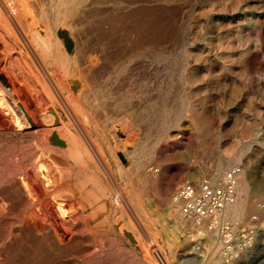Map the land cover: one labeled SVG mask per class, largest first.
Segmentation results:
<instances>
[{
  "label": "rangeland",
  "instance_id": "1",
  "mask_svg": "<svg viewBox=\"0 0 264 264\" xmlns=\"http://www.w3.org/2000/svg\"><path fill=\"white\" fill-rule=\"evenodd\" d=\"M85 3H88L87 5L90 3V5L85 7V4L82 13L84 20V22L82 20V33L84 34H81L83 42L82 50L84 49L86 52L88 48L87 52L89 51L88 54L91 53L90 55L93 58L94 66L92 65L90 67L92 68L91 70L88 68V70L86 69V71L84 70V72L81 73L84 77L88 76L87 78L85 77L82 79L83 77L81 76L79 79H74L77 77L74 76L72 79L75 83L72 82V85L75 86L77 91L81 89L82 92H85L83 97H80L84 103H89L91 101L90 103L99 107V116H97L96 121L99 120L98 125L100 127L105 125L102 127L103 134L100 132L98 133V128H94L90 124L86 125V129L90 134V140L95 141H92L94 146L96 144L99 146L100 143L99 147L95 146V149H99L100 151H95H98L97 153L100 152V155L106 160L108 171L97 161L95 156L97 153L91 148L89 141L82 140L80 143H85L86 147L84 144H82V146L85 150L87 148L86 151L77 150V152L83 153L80 158V160L84 162H81L82 165H79L74 160L73 156L75 154L70 155V158L66 160L64 157L61 158L63 155L61 156L58 151L54 152L55 154L53 153L55 160L57 159V164L55 163L56 165L53 164L51 167L47 166L48 169L51 168L52 172L50 169H47V171L49 174L51 173V178L54 175H56V177L54 176V178L50 179L52 184L48 183V185L43 179H40L39 183L42 190L45 187L50 188H45L46 190L42 191V195L35 196L36 198L33 197L31 199L29 196H26L27 200H25L24 196L27 194L23 191L21 185L16 182V184H18L15 186L18 188L19 192L21 191V195L13 198L14 200H0V204L3 203V205H0L2 206L0 207V230L2 233L5 232L4 234H6H3V237L0 238V264H28V262L29 264H43V262L44 264H82V262H84L83 264H87L88 262L91 264H264V0H85ZM91 5L93 6L91 7ZM95 6L98 7L97 10ZM101 9L102 13L100 12ZM106 10L109 11V13ZM115 12L117 13L115 14ZM94 13L95 15H93ZM113 20L116 21L113 22ZM123 20H125V22ZM106 26L109 27L107 28ZM110 28L114 30L112 31ZM96 29L98 32L95 33V31H97ZM115 30L118 33L115 32ZM110 32L115 39L117 38L118 41L116 40V43H119V45H115V51L117 52L115 57L116 69L101 73V70H99L101 63L97 55L100 44L99 40L102 34H107L108 36ZM142 33H145V36L139 35ZM90 35L92 36L90 37ZM123 36H127L128 38H124ZM137 37L140 39H136ZM84 39H86V41ZM141 39L150 40L151 43H147V41L142 42ZM86 42L89 43L86 44ZM136 42L138 44H136ZM156 42L157 44H154ZM139 43L142 44V46H139ZM94 45L97 47H94ZM96 48H98L97 51ZM92 49L94 50L91 51ZM142 52L145 53L143 54ZM158 53H161L162 56H159ZM142 54L143 56L141 58ZM158 56L159 58H157ZM138 58L140 60H138ZM119 61H122V63ZM96 72L100 75H104L106 78L96 75ZM186 73L192 74L195 80L194 83L191 84L188 81V83L186 82ZM108 77L112 78L108 79ZM90 78L91 81H89ZM92 81L98 83H93ZM99 84H101V86ZM89 85L91 87H89ZM96 86H100V89ZM105 86L109 87L107 88ZM102 87L103 89L105 87V89L103 90ZM97 88L99 90H96ZM119 88L120 91L118 90ZM108 90L111 91V93ZM121 92H124V94ZM91 93L92 95H88ZM104 95L106 97L102 99ZM93 96L95 102H93ZM89 97L90 99H87ZM195 97H201L199 107H201L200 110L203 113L202 117L206 118L204 121L205 125L197 120L193 113V106H188V103H186L192 100L195 101ZM112 98L114 100H112ZM117 98L122 100L120 101ZM99 103L100 105H97ZM101 103L103 104L101 105ZM111 105L114 106L115 117L111 118L113 124L111 121V124L107 126L105 113H107V109L110 108ZM184 105L187 106V109L183 107ZM154 109L157 111V115H155L156 111H154ZM117 111L118 113L116 114L115 112ZM126 112H128V114ZM141 112L143 113V117L146 115L144 120L141 116ZM161 112L163 115H159ZM119 113H121L122 116ZM129 115H131V117ZM153 115L158 119H154ZM78 116L82 119L81 115ZM132 119H134L133 122H131ZM173 120H175V122ZM114 121H116V123ZM103 122H105V124H102ZM207 123L210 124L207 125ZM69 126L72 131H75V129L78 131L72 118ZM112 127H114V129ZM207 127L210 128V132L208 133L204 129H207ZM236 131L237 133H235ZM109 133L110 135L112 134V136L109 135L110 137L107 139V134ZM232 134H234L235 138ZM218 135H221V138L216 137ZM114 136L115 138H113ZM249 137L251 138L250 140L248 139ZM103 138H105V141ZM116 138L118 141H116ZM231 139H233V142L236 140H239L240 143L242 142V151H240V153H236V151L230 152L228 156L230 161L223 166L222 171L216 178H212L210 170L213 165L214 155L219 148L222 146L226 147ZM141 140L144 143L141 142ZM106 141H110L113 147L115 146L114 148L116 152L118 151L117 153L120 157L119 161H115L112 158L106 146ZM150 141L151 143H149ZM243 141L245 142L244 144ZM155 142H157V144ZM121 143H123V146ZM232 143L230 142L229 144ZM229 144L227 146H229ZM137 146H139V149L141 146L142 149L144 148L145 150H139ZM150 148H152V151H150ZM147 150H149L150 153ZM126 151H132L133 154L135 152L134 155H136L139 160L142 159L141 163H138L135 168L131 170H129L131 166V164H129L130 161L125 156ZM141 151L142 153H140ZM89 153L95 154L90 155ZM138 153H140V155H138ZM57 165L59 171H61V169H66V166L71 170L66 169L61 171L64 173H55L58 171L56 168ZM140 165H143L142 168ZM235 165H239L242 168L238 181L240 194L237 197L238 201L241 198L243 200L246 199L244 200L245 207L241 213L242 215L240 214L241 216L239 215L234 221L231 216L229 217L227 214L225 216L237 234L240 232V229H248L254 233V237L250 239V244L252 246L250 249L246 250L234 249V247H242V244L245 243L242 237L234 235L230 242H219L217 239V232L214 233L207 228H200L196 226L194 222L183 221L180 215L176 213L175 209L169 207V205L172 204L171 198L174 199V192L180 184L188 180H198L200 178H208L212 183H217L222 178L224 172ZM75 167H77V169ZM100 167L103 169H100ZM122 168H124L125 172L122 171ZM66 171L70 173L67 172L68 174L65 175ZM107 172L110 174L108 175ZM121 172L126 175H123ZM188 173H191V176H189ZM101 174H103V176L105 175L106 178ZM78 177L81 181H77ZM119 177L121 180H119ZM127 177L131 179H127ZM56 178L59 179L56 180ZM149 179L151 184L149 183ZM41 180H43V182H41ZM104 180H106L107 183ZM113 180L116 181L115 183H119V191L121 187L122 192L120 191L119 197H122L123 193L126 198L128 197L127 199L131 203L133 212L130 210L128 212L123 206L122 201L117 197L118 195L115 194L118 192L114 189L116 187L113 188V186L116 185L112 183L114 182ZM130 180L131 184L128 183ZM66 181L69 183L67 184ZM71 182H75L76 185ZM134 182L135 184H133ZM143 182H145L144 185ZM45 184L47 186H45ZM132 184L135 188L131 186ZM244 184L246 186L245 192L241 190ZM63 186L64 188H68H65V191H69V193L63 192ZM124 186H126L125 188L127 190L124 189ZM54 188L57 189L58 192L60 191V194L63 192L64 196L63 194L60 195L58 192L57 193L64 201L58 197V194L57 196L55 193V195L52 194L57 191H53ZM59 188H62V192ZM130 189H133L134 192ZM113 191H115V193ZM94 192L95 194H93ZM65 194L68 195L67 198H65ZM81 194L86 200L81 197ZM51 195H53V197H51ZM134 195H137V197ZM52 198H54V200ZM15 199H17V202ZM160 199H162V201ZM49 200L53 201L54 204L56 202L59 206L61 205V208L64 210L68 208L67 211L64 212V215H59V208L57 209L58 205L56 206V204L54 205L51 202L53 209L55 210L56 208L55 212L58 214L57 222L59 223H57L56 226L51 221L45 206L46 201L50 202ZM92 200L93 202H91ZM60 201L63 203L61 202L59 204ZM114 201L120 202L122 205L121 208L119 207L120 203L119 205L118 203L114 204ZM87 202H89L90 205H88ZM99 203L103 205L100 207L98 205ZM37 204L39 205L37 206ZM18 207L19 209H17ZM26 207H28V210ZM101 208L104 209L101 211ZM123 208L125 211L122 210ZM7 210L8 212H6ZM40 210H42L43 213ZM88 210L91 213H88ZM91 210L94 211L92 212ZM172 210L174 212H172ZM1 211L3 212L1 213ZM12 213H15V215ZM115 214H117L118 218ZM133 214H135V216ZM84 216L86 219H84ZM113 216H115V218H113ZM44 219L48 221H44ZM139 219L144 227L139 226ZM79 220L81 223H84L81 224ZM6 222L9 223V225H6ZM87 225L88 227H86ZM135 225L137 226L135 227ZM67 227H69V230ZM35 229L38 230L36 231ZM65 231L69 232V234ZM58 235L59 237H57ZM9 244L10 246H8ZM124 245L128 247L126 248ZM12 246H14V248ZM124 251L127 255L130 252V256H127ZM12 253L13 255H11ZM91 259L92 262L89 261ZM93 259L96 261H93ZM86 260H88V262Z\"/></svg>",
  "mask_w": 264,
  "mask_h": 264
},
{
  "label": "bare ground",
  "instance_id": "2",
  "mask_svg": "<svg viewBox=\"0 0 264 264\" xmlns=\"http://www.w3.org/2000/svg\"><path fill=\"white\" fill-rule=\"evenodd\" d=\"M89 2V1H88ZM100 3V2H98ZM85 0H0V200L1 199H13L16 198L17 196L21 195L18 188L15 186L18 183L21 185V187L23 188V191L27 194L25 195V200H27L26 196H29L30 199L35 197V196H39L42 195V191L46 190V189H50V188H46L45 186L48 185V183L50 184V179L54 178V176L56 177V175L53 176L52 174V178H51V173L49 174V172L47 171V166L51 167V165H56L57 163V159L55 160L53 153L58 151L61 154V158L64 157V159L67 160V158H70V155H74L73 158L74 160L79 164L82 165L81 162H83V160H80L81 158V154H83L82 152H77V150H81L84 151L85 148L82 146V144L85 145V143H80L82 142V140H86L89 141V145L91 146V148L95 151V150H99V149H95L98 144H96L94 146L93 142L94 140H90V134L86 129V125H92L94 128H98V133L100 132L101 134H103L102 131V127L105 126L102 124H105V122H103L101 124L102 127H100L98 125V121H96L97 116H99V107L98 106H94L92 103H84L80 97H83V94L85 93L84 91L82 92V90H76L75 86L72 85V82L75 83L73 81V77L77 76L74 79H79L82 75L81 73L84 72V70L86 71V69L88 70V68H90L93 65V58L89 53V51L86 52L83 49V42H82V36L81 34L83 32V11H84V5H85ZM88 4V3H87ZM85 5L89 6V5ZM109 5V4H108ZM107 5V6H108ZM93 5H91L92 7ZM96 7V6H95ZM103 7V6H102ZM98 7H96L97 10ZM101 8V7H100ZM110 8V7H109ZM89 9V8H88ZM91 9V8H90ZM94 9V8H92ZM87 10V9H86ZM88 11V10H87ZM91 11V10H90ZM95 11V10H94ZM107 11V10H106ZM92 12V11H91ZM98 12V11H97ZM100 12L102 13V9L100 10ZM99 12V13H100ZM105 12V11H104ZM109 13V11H107ZM96 13V12H95ZM95 13L93 15H95ZM117 12H115L116 14ZM88 14V13H86ZM103 15V14H102ZM101 15V16H102ZM106 15V14H105ZM117 16V15H116ZM115 16V18H116ZM107 17V16H106ZM105 17V18H106ZM111 17V16H110ZM109 17V20H110ZM118 17V16H117ZM98 18V17H97ZM103 18V17H102ZM94 19V18H93ZM108 19V18H106ZM124 19V18H123ZM86 20V19H85ZM102 21V20H101ZM104 21V19H103ZM116 20H113V22ZM119 21V20H118ZM125 22V20H123ZM122 21V22H123ZM84 22V20H83ZM94 22V21H93ZM98 22V21H95ZM149 22V21H148ZM100 23V22H99ZM108 23V22H107ZM118 23V22H117ZM88 24V23H87ZM94 24V23H93ZM98 24V23H96ZM104 24V23H103ZM106 24V23H105ZM117 25V24H116ZM126 25V24H125ZM129 25V24H128ZM134 25V24H132ZM85 26V24H84ZM92 26V25H91ZM96 26V25H95ZM98 27H100L99 25H97ZM112 26V24H111ZM120 26V25H119ZM87 27V26H86ZM88 27L90 28L89 24ZM102 27V26H101ZM105 27V26H104ZM107 28L109 26H106ZM117 27V26H116ZM122 27V26H121ZM124 27V26H123ZM85 28V27H84ZM94 28V27H93ZM131 28V26H130ZM129 28V29H130ZM106 29V28H105ZM112 31L114 29L110 28ZM128 29V28H127ZM126 29V30H127ZM145 29V28H144ZM95 30V29H94ZM97 30V29H96ZM117 30V28H116ZM115 30V32H117ZM133 30V28H132ZM86 31V30H85ZM102 31V29H101ZM111 31V32H112ZM123 31V30H122ZM125 31V30H124ZM129 31V30H128ZM160 31V30H158ZM93 32V31H92ZM98 32L95 31V33ZM109 33V35L107 36V34H102V36L100 37V44H99V50L98 48H96V51L98 50V57H99V61H100V69L101 73H106L112 70L116 69V60L115 57L117 55V52L115 51V45L119 43H116L117 38L115 39V37L112 35V33ZM142 32V31H139ZM138 32V33H139ZM145 32V30H144ZM101 33V32H100ZM104 33V32H103ZM108 33V31H107ZM118 33V32H117ZM130 33V32H129ZM128 33V34H129ZM150 33V32H149ZM94 34V33H93ZM147 34V33H146ZM157 34V33H156ZM126 35V34H125ZM139 35H144L145 33L139 34ZM148 35V34H147ZM158 35V34H157ZM85 36V35H84ZM92 35H90L91 37ZM155 36V35H154ZM94 37V36H93ZM97 37V36H96ZM124 37V36H123ZM127 37V36H125ZM124 37V38H125ZM150 37V36H149ZM153 37V36H152ZM87 38V37H86ZM128 38V37H127ZM145 38V37H144ZM167 38V37H166ZM88 39V38H87ZM121 39V38H120ZM136 39H140V38H136ZM143 39V38H142ZM141 39V40H142ZM151 39V38H150ZM160 39V38H159ZM86 41V39H84ZM93 40V39H92ZM97 40V39H96ZM134 40V39H133ZM140 40V41H141ZM152 40V39H151ZM163 40V39H162ZM166 40V39H165ZM118 41V40H117ZM147 43H151L150 40H142V42H146ZM161 41V40H160ZM121 42V41H120ZM134 42V41H133ZM162 42V41H161ZM165 42V41H164ZM85 43V42H84ZM89 42H86V44ZM135 43V42H134ZM141 43V42H140ZM139 43V44H140ZM159 43V42H158ZM136 44H138L136 42ZM135 44V45H136ZM154 44H157L154 43ZM90 45V44H89ZM98 45V44H97ZM86 46V45H84ZM88 46V45H87ZM91 46V45H90ZM96 45H94L95 47ZM139 46H142V44H140ZM93 47V48H94ZM97 47V46H96ZM85 48V47H84ZM135 48V47H134ZM139 48V47H138ZM90 49V48H89ZM118 49V48H117ZM116 49V50H117ZM94 49H92L91 51H93ZM123 50V49H122ZM139 50V49H138ZM137 50V51H138ZM141 50V47H140ZM118 51V50H117ZM151 51V50H150ZM156 51V50H155ZM161 51V50H160ZM168 51V50H167ZM139 52V51H138ZM141 52V51H140ZM121 53V52H119ZM127 53V52H126ZM131 53V52H130ZM143 53V52H142ZM145 53V52H144ZM143 53V54H144ZM133 54V53H132ZM136 54V53H135ZM143 54L141 55V58L143 56ZM153 54V53H152ZM159 56H162L161 53H158ZM125 55V54H124ZM128 55V53H127ZM166 55V54H165ZM164 55V56H165ZM189 55V54H188ZM137 56V55H136ZM135 56V57H136ZM154 56V55H153ZM159 56L157 58H159ZM147 57V56H145ZM140 58V57H139ZM138 58V60H140ZM133 59V57H132ZM119 60V59H118ZM127 60V59H126ZM145 60V59H144ZM176 60V59H175ZM128 61V60H127ZM134 61V60H133ZM98 62V61H97ZM120 62V61H119ZM125 62V61H123ZM140 62V61H139ZM145 62V61H144ZM176 62V61H175ZM96 63V62H95ZM99 63V62H98ZM122 63V61L120 62ZM136 63V62H135ZM128 64V63H127ZM141 64V63H140ZM156 64V63H155ZM97 65V64H96ZM122 65V64H121ZM146 65V64H145ZM94 66V65H93ZM126 66V65H125ZM144 66V64H143ZM177 66V65H176ZM119 67V66H118ZM173 67V66H172ZM138 68V67H137ZM92 68H90L91 70ZM119 69V68H118ZM117 69V70H118ZM97 70V69H96ZM93 72V71H92ZM123 72V71H122ZM94 73V72H93ZM115 73V71H114ZM113 73V74H114ZM112 74V75H113ZM187 74V73H186ZM185 74V75H186ZM86 75V74H84ZM93 75V74H91ZM96 75H100L96 72ZM125 75V74H124ZM101 77L104 75H100ZM111 76V75H110ZM115 76V74H114ZM84 79L85 77L82 76ZM88 77V76H87ZM86 77V78H87ZM90 77V76H89ZM99 77V76H98ZM105 77V76H104ZM184 77V75H183ZM186 78V82L188 81L189 83H194L195 80L192 76V74H187L185 76ZM106 78V77H105ZM112 78V77H110ZM108 77V79H110ZM94 79V78H93ZM102 79V78H101ZM107 80V79H106ZM119 80V78H118ZM78 81V80H77ZM86 81V80H83ZM91 81V78L90 80ZM113 81V80H112ZM81 82V81H80ZM93 82V81H92ZM96 82V81H95ZM93 82V83H95ZM101 82V81H99ZM103 82V81H102ZM114 82V81H113ZM187 82V83H188ZM77 83V82H76ZM89 83V82H87ZM85 83V84H87ZM98 83V82H96ZM110 83V82H109ZM108 83V84H109ZM197 84V83H196ZM94 85V84H93ZM101 86V84H99ZM105 85V84H104ZM107 85V84H106ZM124 85V84H123ZM88 86V85H87ZM100 86H96V87H100ZM80 87V86H77ZM89 87H91L89 85ZM94 87V86H93ZM105 87H109V86H105ZM104 87V89H105ZM115 87V86H114ZM113 87V88H114ZM96 90H99V89ZM118 88V87H116ZM103 89V87H102ZM103 89V90H104ZM120 91V88L118 89ZM86 91V90H85ZM109 91V90H108ZM122 91V90H121ZM88 92V90H87ZM106 92V91H104ZM111 93V91H109ZM93 93V92H92ZM88 94V95H92ZM122 93V92H121ZM100 94V93H98ZM106 94V93H105ZM120 94V93H119ZM124 94V92L122 93ZM101 95V94H100ZM117 95V94H116ZM138 95V94H137ZM195 95V93H194ZM196 96V95H195ZM92 97V96H91ZM105 95L104 98L105 99ZM108 97V96H107ZM115 97V96H114ZM121 97V96H119ZM125 97V95H124ZM123 97V98H124ZM94 98V96H93ZM92 98V100H93ZM101 98V96H100ZM110 98V96H109ZM108 98V100H109ZM116 98V97H115ZM129 98V97H127ZM196 98V97H195ZM199 98V99H197ZM195 101H191V102H186L188 103V106H193V113L195 114L196 118L198 121H200L201 123H204L206 118H203V113L201 112L199 105L201 103V97H197ZM87 99H90L87 98ZM85 99V100H87ZM119 99V98H117ZM116 99V100H117ZM191 99V98H190ZM112 100H114L112 98ZM120 100V99H119ZM118 100V101H119ZM122 100V99H121ZM120 100V101H121ZM126 100V99H125ZM189 100V99H188ZM98 101V100H96ZM107 101V100H105ZM111 101V100H110ZM117 101V102H118ZM95 102V98L94 101ZM128 102V101H127ZM97 103V102H96ZM105 103V102H104ZM114 103V102H113ZM103 103H101L102 105ZM106 104V103H105ZM110 104V103H109ZM97 105H100L97 104ZM115 105V104H114ZM135 105V104H134ZM105 106V105H104ZM117 106V105H115ZM124 106V105H122ZM107 107V105H106ZM109 107V106H108ZM183 107H187V106H183ZM102 108V107H101ZM119 108V107H118ZM125 108V107H124ZM157 108V107H156ZM184 108V109H185ZM189 108V107H188ZM191 108V109H192ZM116 109V108H115ZM123 109V108H121ZM129 109V108H128ZM161 109V108H160ZM164 109V108H163ZM183 109V110H184ZM187 109V108H186ZM105 110V109H104ZM149 110V109H148ZM158 110V108H157ZM190 110V109H189ZM120 111V109H119ZM154 111H156L154 109ZM164 111V110H163ZM168 111V110H167ZM166 111V112H167ZM129 112V111H128ZM128 112H126L128 114ZM160 112V111H159ZM205 112V111H204ZM102 113V111H101ZM105 113V112H104ZM103 113V114H104ZM116 114L118 113L115 112ZM142 113V112H141ZM98 114V115H97ZM106 114V115H105ZM105 118L107 119V126H109L111 124V118L115 117L114 116V106H110V108L107 109V113H105ZM121 115V113H119ZM150 114V113H148ZM152 114V113H151ZM157 111L156 114L157 115ZM167 114V113H166ZM169 114V113H168ZM78 115L82 116V119L79 118ZM102 115V114H101ZM159 115H163L162 112ZM117 116V115H116ZM119 116V115H118ZM122 116V115H121ZM131 117V115H129ZM141 116L143 117V113L141 114ZM140 116V117H141ZM146 116V115H145ZM144 116V117H145ZM154 116V115H153ZM167 116V115H166ZM102 117V116H101ZM127 117V116H126ZM143 117V120H144ZM149 117V115H148ZM156 116H154V119H158L155 118ZM159 117V116H158ZM164 117V116H163ZM71 118L73 120V123H75V126L77 127L78 131L75 129V131H72V129H70L69 123L71 122ZM119 118V117H117ZM125 118V117H123ZM122 118V119H123ZM147 118V117H146ZM151 118V117H150ZM148 118V119H150ZM153 118V117H152ZM100 119V118H99ZM115 119V118H114ZM121 119V118H120ZM127 119V118H126ZM142 119V118H141ZM116 120V119H115ZM124 120V119H123ZM134 119H132L131 122H133ZM152 120V119H151ZM176 120V119H175ZM175 120H173L175 122ZM70 121V122H69ZM105 121V120H104ZM118 121V120H117ZM102 122V121H100ZM116 123V121H114ZM210 122V121H209ZM148 123V122H147ZM72 124V123H71ZM113 124V121H112ZM120 124V123H119ZM117 124V125H119ZM210 123H207V125H209ZM73 125V124H72ZM84 125V126H83ZM155 125V124H154ZM172 125V124H171ZM205 125V123H204ZM91 126V127H92ZM112 126V125H111ZM116 126V125H115ZM114 126V127H115ZM73 127V126H72ZM92 127V128H93ZM114 127H112L114 129ZM119 127V126H118ZM135 127V126H134ZM137 127V126H136ZM109 128V127H108ZM116 128V127H115ZM104 129V128H103ZM110 129V128H109ZM123 129V128H122ZM133 129V128H132ZM199 129V128H198ZM206 130V132H210V128L207 127L204 128ZM235 129V128H234ZM242 129V128H241ZM240 129V130H241ZM246 129V127H245ZM105 130V129H104ZM117 130V128H116ZM120 130V128H119ZM124 130V129H123ZM201 130V129H200ZM94 131V130H93ZM96 131V132H97ZM108 131V130H107ZM118 131V130H117ZM128 131V130H125ZM164 131V130H163ZM244 131V130H243ZM242 131V132H243ZM106 132V131H105ZM119 132V131H118ZM157 132V131H156ZM239 132V131H238ZM241 132V133H242ZM95 133V132H94ZM116 133V132H115ZM114 133V134H115ZM147 133V132H146ZM160 133V132H159ZM220 133V132H219ZM234 133V130H233ZM237 133V131L235 132ZM244 133V132H243ZM248 133V132H247ZM252 133V131H251ZM100 134V135H101ZM135 134V132H134ZM149 134V133H148ZM157 134V133H155ZM239 134V133H238ZM99 135V134H98ZM107 134V139L112 136V134L110 135ZM163 135V134H162ZM234 136V134H232ZM247 135V134H246ZM249 135V134H248ZM117 136V135H116ZM126 136V135H124ZM136 136V135H135ZM134 136V137H135ZM208 136V135H207ZM215 136V135H214ZM251 136V135H250ZM96 137V135H95ZM94 137V138H95ZM104 137V136H102ZM119 137V136H118ZM145 137V136H144ZM158 137V136H157ZM161 137V136H159ZM218 138H221V135L216 136ZM238 137V136H237ZM236 137V138H237ZM101 138V136H100ZM106 138V137H105ZM103 138V140L105 139ZM115 138V136L113 137ZM125 138V137H124ZM136 138V137H135ZM141 138V137H140ZM235 138V136H234ZM253 138V137H252ZM102 139V138H101ZM106 139V140H107ZM150 139V138H148ZM240 139V138H238ZM249 140L251 139L250 137L248 138ZM124 140V139H123ZM130 140V139H128ZM144 140V139H143ZM146 140V139H145ZM151 140V139H150ZM233 139H231V143ZM236 140V139H234ZM247 140V138H246ZM105 141V140H104ZM115 141V140H114ZM116 141L117 138H116ZM131 141H132V137H131ZM156 141V140H155ZM161 141V140H160ZM245 141V140H244ZM243 141V144L245 143ZM73 142V143H72ZM95 142V141H94ZM107 142V141H106ZM105 142V143H106ZM125 142V141H124ZM141 142H143L141 140ZM147 142V141H146ZM229 142V143H230ZM127 143V141H126ZM130 143V142H129ZM144 143V142H143ZM151 143V141L149 142ZM154 143V141H153ZM157 144V142H155ZM228 143V144H229ZM242 143V142H241ZM240 143L239 140L234 141L232 144H229V146L226 145L222 146L224 148H219L216 151V154L214 155V160H213V165L212 168L210 170V175L212 176V178H216L219 173L222 171L223 166H225L226 163H228L230 161L229 159V153L232 151H236V153H240V151H242V144ZM74 144V146H73ZM103 144V143H102ZM101 144V145H102ZM117 144V143H116ZM123 146V143H121ZM136 144V143H135ZM88 145V146H89ZM126 145V144H125ZM147 145V144H146ZM151 145V144H150ZM153 145V144H152ZM224 145V144H223ZM109 152L111 153L112 158L115 161H119L120 157L119 154L116 152L115 150V146L113 147L112 143L109 141L107 142V145ZM119 146V145H118ZM121 146V147H122ZM149 146V145H148ZM147 146V147H148ZM155 146V145H154ZM139 149V146H137ZM153 147V146H151ZM156 147V146H155ZM154 147V148H155ZM202 147V146H201ZM119 148V147H118ZM132 148V147H131ZM136 148V147H135ZM102 149V148H100ZM122 149V148H121ZM127 149V147H126ZM134 149V148H132ZM140 149H142V147L140 146ZM139 149V150H140ZM144 149V148H143ZM142 149V150H143ZM148 149V148H147ZM152 148H150V151ZM87 150V148H86ZM85 150V151H86ZM103 150V149H102ZM135 150V149H134ZM145 150V149H144ZM100 151V150H99ZM120 151V150H119ZM123 151V150H122ZM133 151V150H132ZM132 151H126L125 152V156L129 159L131 166L129 167V170L135 168V166L138 163H141V160H139V158L133 154ZM149 151V150H147ZM146 151V152H147ZM149 151V153H150ZM88 152V151H87ZM93 152V151H92ZM91 152V153H92ZM98 152V151H97ZM95 151V153H97ZM124 152V151H123ZM144 152V153H146ZM58 153V154H59ZM85 153V152H84ZM93 153V154H95ZM142 153V151L140 152ZM140 153H138V155H140ZM55 154V153H54ZM57 154V153H56ZM59 154V156H60ZM86 154V153H85ZM90 154V153H89ZM90 154V155H93ZM137 154V153H136ZM88 155V154H87ZM146 155V154H145ZM156 155V154H155ZM57 156V155H55ZM96 159L97 161L100 162V164L105 168V170L108 169L107 164H106V160L103 159V157L100 155V152L97 153L96 155ZM110 156V157H111ZM84 157V156H83ZM88 157V156H86ZM93 158V157H90ZM107 158V157H106ZM105 158V159H106ZM145 158V157H144ZM143 158V159H144ZM86 159V158H84ZM89 159V158H87ZM124 159V158H123ZM127 159V160H128ZM91 160V159H90ZM113 160V161H114ZM207 160V159H206ZM63 161V160H62ZM73 161V160H72ZM96 161V162H97ZM124 161V160H123ZM144 161V160H143ZM66 162V161H65ZM145 162V161H144ZM56 163V164H55ZM84 163V162H83ZM94 163H95V159H94ZM108 163V162H107ZM115 163V162H114ZM117 163V162H116ZM123 163V162H122ZM127 163V162H126ZM146 163V162H145ZM68 164V162H67ZM88 164V162H87ZM144 164V163H143ZM50 165V166H49ZM66 165V164H64ZM63 165V167H64ZM85 165V164H84ZM115 165V164H114ZM120 165V164H119ZM128 165V163H127ZM62 166V165H61ZM77 166V165H76ZM89 166V165H88ZM99 166V165H97ZM122 166V165H120ZM141 166V165H140ZM143 166V165H142ZM141 166V168H142ZM78 167V166H77ZM77 167H75L77 169ZM58 169V165L56 167ZM55 168V169H56ZM61 168V167H60ZM88 168V167H86ZM102 167H100L101 169ZM118 168V166H117ZM145 168V167H144ZM50 171L52 172L51 168H49ZM48 169V170H49ZM54 169V170H55ZM66 169H68V167L66 166ZM66 169H61V171H64ZM103 169V168H102ZM121 169V168H120ZM127 169V167H126ZM125 169V170H126ZM68 170H71L70 168ZM82 170V169H80ZM86 170V169H85ZM95 170V169H94ZM112 170V169H111ZM128 170V169H127ZM126 170V172H127ZM137 170V168H136ZM146 170V169H145ZM58 171V172H61ZM100 171V170H99ZM102 171V170H101ZM104 171V170H103ZM108 171V170H107ZM119 171V170H118ZM122 171H124V168H122ZM141 171V170H140ZM147 171V170H146ZM66 171L65 175H67L68 172ZM94 172V171H93ZM132 172V171H131ZM135 172V171H133ZM143 172V171H142ZM64 173V172H61ZM86 173V172H85ZM101 173V172H100ZM108 175L110 174L109 172H107ZM122 173V172H121ZM120 173V174H121ZM83 174V173H82ZM123 174V173H122ZM136 174V173H135ZM141 174V173H140ZM144 174V173H143ZM148 174V173H147ZM146 174V175H147ZM189 176H191V173H188ZM59 175V174H57ZM103 176V174H101ZM126 175V174H123ZM131 175V174H128ZM133 175V174H132ZM142 175V174H141ZM62 176V175H60ZM59 176V177H60ZM112 176V175H111ZM149 176V175H147ZM64 177V176H63ZM67 177V176H65ZM100 177V176H99ZM105 177V175L103 176ZM110 177V176H109ZM121 177V176H120ZM119 177V180H121ZM132 177V176H131ZM137 177V176H136ZM142 177V176H141ZM88 178V176H87ZM86 178V179H87ZM106 178V177H105ZM104 178V179H105ZM124 178V177H123ZM130 177H127V179ZM148 178V177H147ZM40 179H43L47 185L45 184V188H41L40 186ZM59 179V178H58ZM56 178V180H58ZM61 179V177H60ZM65 179V178H63ZM71 179V178H70ZM126 179V178H125ZM131 179V178H130ZM133 179V178H132ZM142 179V178H141ZM144 179V178H143ZM43 180H41V182H43ZM55 180V182H56ZM72 180V179H71ZM77 180V179H76ZM107 180V179H106ZM106 180H104L106 182ZM111 180V179H110ZM123 180V179H122ZM135 180V179H134ZM54 181V180H53ZM63 181V180H62ZM74 181V180H73ZM77 181H81L78 180ZM84 181V180H82ZM89 181V179H88ZM114 181V180H113ZM126 181V180H125ZM123 181V182H125ZM137 181V180H136ZM144 181V180H143ZM164 181V179H163ZM16 182H18L16 184ZM65 182V181H64ZM87 182V181H86ZM116 181L112 182L114 184H116L114 187V189H116V192L113 191L116 195H118L117 197L120 196V191H121V187H120V191L118 190V185L119 183H115ZM127 182V181H126ZM130 181H128L129 184ZM133 182V181H132ZM139 182V181H138ZM142 182V181H141ZM67 183V181H66ZM69 183V182H68ZM67 183V184H68ZM72 183V182H71ZM85 183V182H82ZM107 183V182H106ZM109 183V182H108ZM145 182H143L144 185ZM149 183H150V179H149ZM163 183V182H162ZM167 183V182H166ZM42 184V183H41ZM52 184V183H51ZM72 184H75L72 183ZM135 184V182L133 183ZM131 185L132 187L134 185ZM151 184V183H150ZM148 184V185H150ZM170 184V183H169ZM44 185V184H43ZM65 185V184H64ZM76 185V184H75ZM105 185V184H104ZM111 185V184H110ZM113 185V184H112ZM125 185V184H124ZM127 185V184H126ZM137 185V183H136ZM141 185V183H140ZM142 185V186H143ZM147 185V186H148ZM68 186V185H67ZM130 186V188H131ZM146 186V187H147ZM164 186V184H163ZM168 186V185H167ZM19 187V186H18ZM50 187V186H49ZM62 187V184H61ZM73 187V186H72ZM77 188H79L78 186H75ZM83 187V185H82ZM109 187V185H108ZM112 187V186H111ZM126 186H124V189ZM128 187V186H127ZM141 187V186H140ZM145 187V188H146ZM166 187V185H165ZM20 188V187H19ZM66 188V187H65ZM64 186H63V192H68L69 191H65ZM91 188V187H90ZM90 188H86V189H90ZM93 188V187H92ZM135 188V186H134ZM133 188V189H134ZM138 188V187H137ZM149 188V187H148ZM167 188V187H166ZM61 189L62 192V188H59V190ZM70 189V188H69ZM75 189V188H74ZM85 189V191H86ZM133 189H130L133 191ZM147 189V188H146ZM159 189V187H158ZM22 190V189H21ZM57 189L54 188L53 191H55ZM111 190V189H110ZM127 190V189H126ZM125 190V191H126ZM129 190V189H128ZM135 190V189H134ZM140 190V189H139ZM148 190V189H147ZM168 190V188H167ZM166 190V191H167ZM241 190H246V186L245 184L241 187ZM49 191V190H47ZM81 191V190H80ZM137 191V190H136ZM135 191V192H136ZM145 191V190H144ZM150 191V190H149ZM238 195L240 194V188H238ZM242 191V193H243ZM264 191V190H263ZM51 192V190H50ZM58 190L56 192H53L52 194H57L60 192H58ZM63 192L61 194H63ZM107 192V191H106ZM122 192V191H121ZM127 192V191H126ZM245 192V191H244ZM262 192V191H261ZM73 193V192H72ZM71 193V194H72ZM87 193V192H86ZM130 193V192H129ZM139 193V191H138ZM241 193V194H242ZM264 193V192H263ZM23 194V193H22ZM50 194V193H49ZM48 194V195H49ZM54 194V195H55ZM60 194V193H59ZM58 197L61 198V196ZM60 194V195H61ZM92 194V193H91ZM95 194V192L93 193ZM92 194V196H93ZM134 194V193H133ZM132 194V195H133ZM136 194V193H135ZM145 194V193H144ZM244 194V193H243ZM24 195V194H23ZM46 195V196H48ZM111 195V194H110ZM115 195V197H116ZM263 195V194H262ZM50 196V195H49ZM64 196V194H63ZM62 196V197H63ZM65 198H67L68 195L65 194ZM79 196V195H78ZM84 196V195H83ZM99 196V195H98ZM135 196V195H134ZM41 197V196H40ZM51 197H53V195H51ZM82 197V194H81ZM91 197V196H90ZM101 197V194H100ZM98 197V198H100ZM114 197V196H112ZM137 197V195L135 196ZM168 197V196H167ZM36 198V197H35ZM34 198V199H35ZM47 198V197H46ZM70 198V197H69ZM83 199L85 197H82ZM92 198V197H91ZM95 198V197H94ZM128 198V197H127ZM126 198L125 194L123 193L122 197H119V199L122 201L123 206L128 210L133 212V208L131 206V203L128 201V199ZM163 198V197H161ZM165 198V197H164ZM29 199V198H28ZM29 199V200H30ZM54 200V198H52ZM51 199V200H52ZM62 199V198H61ZM111 199V198H110ZM14 200V199H13ZM17 202V199H15ZM28 200V201H29ZM49 200L50 202L45 203L46 209L48 211V214L50 216L51 221L54 223V225L56 226L57 223V215L55 210L52 207L51 202L53 203V201ZM56 200V199H55ZM63 200V199H62ZM68 200V199H67ZM86 200V199H84ZM88 200V199H87ZM115 200V199H114ZM118 200V199H117ZM162 201V199H160ZM169 200V199H168ZM167 200V201H168ZM241 198L238 201V197L236 198V200L232 203H230L226 208H225V215H229V217L231 216L233 221L235 219H237V217L242 213V211L244 210L245 204H244V199ZM41 201V200H40ZM64 201V200H63ZM66 201V200H65ZM89 201V200H88ZM103 201V200H102ZM113 201V200H111ZM140 201V200H138ZM172 204L169 205V207H172L175 209L176 213H178L181 217V219L183 221H189V222H193L190 217H187L186 215H184L183 213H181L180 209H179V205L177 204L176 200L172 199ZM5 202V201H4ZM12 202V201H11ZM19 202V201H18ZM22 202V201H21ZM27 202V201H26ZM25 202V203H26ZM37 202V201H36ZM44 202V201H43ZM55 202V201H54ZM58 202V200H57ZM62 201L59 202V204ZM93 202V200L91 201ZM109 202V201H108ZM115 202V201H114ZM165 202V201H164ZM170 202V201H169ZM246 202V201H245ZM6 203V202H5ZM63 203V202H62ZM80 203V202H79ZM82 203V202H81ZM88 205L89 202H87ZM112 203V202H111ZM118 203L115 202L114 204ZM120 203V202H119ZM118 203V205H119ZM139 203V202H138ZM161 203V202H160ZM9 204V203H7ZM11 204V203H10ZM42 204V203H40ZM54 204V203H53ZM56 204V202H55ZM54 204V205H55ZM97 204V203H96ZM105 204V203H104ZM142 204V203H141ZM0 205H3L0 204ZM22 205V204H21ZM27 205V204H26ZM25 205V206H26ZM39 204H37L38 206ZM43 205V204H42ZM58 204H56L57 206ZM63 205V204H62ZM66 205V204H65ZM75 205V204H74ZM87 205V204H86ZM100 207L101 205H103L101 203L98 204ZM140 205V204H139ZM5 206V205H4ZM7 206V205H6ZM35 206V205H34ZM77 206V205H76ZM79 206V205H78ZM84 206V205H83ZM121 203H120V208H121ZM2 207V206H0ZM21 207V206H19ZM19 207L17 209H19ZM36 207V206H35ZM68 207V205H67ZM99 207V208H100ZM114 207V206H113ZM16 208V207H14ZM28 210V207H26ZM25 208V209H26ZM30 208V207H29ZM59 208V215H64V212L67 211L68 208H66V210H64L63 208H61V205L57 206V209ZM80 208V207H79ZM96 208V206H95ZM94 208V209H95ZM32 209V208H31ZM41 209V208H40ZM44 209V207H43ZM61 209V210H60ZM98 211L99 209L96 208ZM101 208L100 210L102 211ZM23 210V209H22ZM26 210V211H27ZM37 210V209H35ZM80 210V209H79ZM86 210V209H85ZM110 210V209H109ZM120 210V209H118ZM123 211L124 208L122 209ZM143 210V209H142ZM5 211V209H4ZM10 211V210H9ZM42 211V210H40ZM40 211H38L39 213H41ZM45 211V210H44ZM81 211V210H80ZM92 211V210H91ZM94 211V210H93ZM92 211V212H93ZM108 211V210H107ZM115 211V210H114ZM169 211V210H167ZM3 211H1L2 213ZM8 212V210L6 211ZM18 212V211H16ZM15 212V213H16ZM29 212V211H28ZM46 212V211H45ZM90 211L88 210V213ZM121 212V211H120ZM172 212H174L172 210ZM171 212V213H172ZM15 213H12L15 215ZM38 213V214H39ZM43 213V211H42ZM91 213V212H90ZM143 213V212H142ZM168 213V212H167ZM170 213V212H169ZM10 214V212H9ZM18 214V213H17ZM28 214V213H26ZM30 214V213H29ZM37 214V215H38ZM47 214V216H48ZM87 214V212H86ZM97 214V212H96ZM119 214V213H118ZM122 214V213H121ZM125 214V213H124ZM128 214V213H127ZM130 214V213H129ZM23 215V214H22ZM31 215V214H30ZM80 215L82 216V214L80 213ZM88 215V214H87ZM95 215V214H94ZM117 217V214H115ZM135 216V214H133ZM144 215V214H143ZM146 215V214H145ZM174 215V214H173ZM242 215V214H241ZM240 215V216H241ZM1 216V215H0ZM3 216V215H2ZM20 216V214H19ZM25 216V215H24ZM93 216V213H92ZM91 216V217H92ZM98 216V215H97ZM127 216V215H126ZM6 217V216H5ZM4 217V218H5ZM8 217V215H7ZM18 217V216H17ZM40 217V216H39ZM64 217V216H63ZM62 217V219L64 220V218ZM101 217V216H100ZM122 217V216H121ZM125 217V216H124ZM128 217V216H127ZM130 217V216H129ZM137 217V216H136ZM169 217V216H168ZM179 217V216H178ZM177 217V218H178ZM13 218V217H12ZM38 218V217H37ZM41 218V217H40ZM48 218V217H47ZM61 218V217H60ZM95 218V217H94ZM98 218V217H97ZM105 218V217H103ZM102 218V219H103ZM113 218H115V216H113ZM118 218V217H117ZM2 219V218H1ZM17 219V218H16ZM26 219V218H25ZM61 219V220H62ZM84 219L85 216H84ZM122 219V218H121ZM125 219V218H124ZM129 219V218H128ZM35 220V219H34ZM42 220V219H41ZM47 219H44V221ZM60 220V219H58ZM137 220V219H136ZM176 220V219H175ZM7 221V220H6ZM29 221V220H28ZM33 221V220H32ZM31 221V222H32ZM43 221V222H44ZM48 221V220H47ZM86 221V220H85ZM94 221V220H93ZM124 221V220H123ZM181 221V220H180ZM10 222V221H9ZM24 222V221H23ZM30 222V221H29ZM50 222V221H49ZM48 222V223H49ZM80 222V220H79ZM95 222V221H94ZM103 222V221H101ZM122 222V221H121ZM131 222V221H130ZM2 223V222H1ZM25 223V222H24ZM62 223V222H60ZM81 223V222H80ZM84 223V222H82ZM81 223V224H82ZM92 223V222H91ZM96 223V222H95ZM111 223V221H110ZM116 223V222H115ZM123 223V222H122ZM14 224V223H13ZM94 224V223H93ZM127 224V223H126ZM139 226L144 227L142 222L139 219L138 222ZM137 224V225H138ZM6 225H9V223L6 222ZM27 225V224H26ZM31 225V223H30ZM33 225V224H32ZM35 225V224H34ZM63 225V224H62ZM60 225V226H62ZM66 225V224H65ZM64 225V226H65ZM86 225V224H85ZM124 225V223H123ZM135 225V227L137 226ZM40 226V225H39ZM128 226V225H127ZM134 226V225H133ZM9 227V226H8ZM16 227V226H15ZM84 227V226H83ZM88 227V225L86 226ZM119 227V226H118ZM134 227V228H135ZM35 228V227H33ZM62 228V227H61ZM69 230V227H67ZM130 228V227H129ZM146 228V227H145ZM41 229V228H40ZM54 229V227H53ZM63 229V228H62ZM86 229V228H85ZM94 229V228H93ZM120 229V227H119ZM136 229V228H135ZM142 229V228H141ZM144 229V228H143ZM6 230V229H4ZM3 230V231H4ZM12 230V229H11ZM36 231L38 229H35ZM40 231V230H39ZM58 231V230H57ZM67 231V230H66ZM65 231V232H66ZM92 231V230H91ZM133 231V230H132ZM136 231V230H135ZM144 231V230H143ZM8 232V231H7ZM13 232V231H12ZM42 232V231H41ZM5 233V232H4ZM1 232L0 230V238L3 237L2 235L4 234ZM57 233V232H56ZM64 233V232H63ZM61 233V234H63ZM69 234V232H66ZM98 233V232H97ZM133 233V232H132ZM12 234V233H10ZM14 234V233H13ZM18 234V232H17ZM22 234V233H21ZM50 234V233H49ZM59 234V233H58ZM119 234V233H118ZM142 234V233H141ZM6 235V234H4ZM8 235V234H7ZM15 235V234H14ZM99 235V234H98ZM132 235V234H131ZM134 235V234H133ZM13 236V235H12ZM16 236V235H15ZM20 236V235H19ZM65 236V235H64ZM67 236V235H66ZM59 237V235L57 236ZM19 238V237H18ZM68 238V237H65ZM139 238V237H138ZM142 238V237H141ZM21 239V238H20ZM115 239V238H114ZM2 240V239H1ZM8 240V239H7ZM16 240V238H15ZM126 240V239H125ZM124 240V241H125ZM140 240V239H139ZM146 240V237H145ZM60 241V240H59ZM133 241V240H132ZM16 242V241H15ZM20 242V241H19ZM144 242V241H143ZM4 243V242H3ZM6 243V242H5ZM10 243V242H9ZM13 243V242H11ZM17 243V242H16ZM127 243V242H126ZM146 243V242H145ZM2 244V243H1ZM29 244V243H28ZM140 244V243H139ZM143 244V243H142ZM14 245V244H13ZM20 245V244H19ZM130 245V244H129ZM10 246V244L8 245ZM7 246V247H8ZM15 246V245H14ZM14 246H12L14 248ZM125 246V245H124ZM143 246V245H142ZM5 247V246H4ZM23 247V246H22ZM126 247V246H125ZM123 247V248H125ZM128 247V246H127ZM126 247V248H127ZM114 248V247H113ZM6 250V249H5ZM9 250V249H8ZM13 250V249H12ZM122 250V249H121ZM129 250V249H128ZM1 251V250H0ZM10 251V250H9ZM16 251H17V247H16ZM126 251V249H125ZM124 251V252H125ZM123 252V253H124ZM4 253V252H3ZM2 253V254H3ZM8 253V251H7ZM126 253V252H125ZM124 253V254H125ZM130 253V252H129ZM128 253V255L130 256V254ZM1 255V254H0ZM9 255V254H8ZM13 255V253L11 254ZM10 255V256H11ZM24 255V254H23ZM127 255V253H126ZM127 255V256H128ZM4 256V255H3ZM124 256V255H122ZM125 257V256H124ZM9 258V257H8ZM122 258V257H121ZM96 259V258H95ZM95 259H93V261H96ZM127 260V259H126ZM44 261V260H43ZM83 261V260H82ZM88 262V260H86ZM90 262H92V259L89 260ZM10 262V261H9ZM38 262V260H37ZM49 262V261H48ZM34 263V261H33ZM84 262H82L83 264ZM89 263V262H88ZM87 263V264H88ZM100 263V262H99ZM102 263V262H101ZM29 264V262H28ZM36 264V263H35ZM44 264V262H43ZM91 264V263H89ZM105 264V263H103Z\"/></svg>",
  "mask_w": 264,
  "mask_h": 264
},
{
  "label": "built area",
  "instance_id": "3",
  "mask_svg": "<svg viewBox=\"0 0 264 264\" xmlns=\"http://www.w3.org/2000/svg\"><path fill=\"white\" fill-rule=\"evenodd\" d=\"M241 172V166L235 165L228 168L217 183H212L208 178L185 181L173 195L181 213L193 219L196 226L217 232L219 242H230L234 235L242 237L245 243L242 247H234L235 250L250 249V239L254 237V233L248 229H240L237 234L225 216V208L238 196Z\"/></svg>",
  "mask_w": 264,
  "mask_h": 264
}]
</instances>
